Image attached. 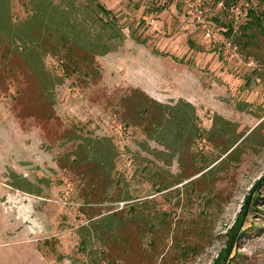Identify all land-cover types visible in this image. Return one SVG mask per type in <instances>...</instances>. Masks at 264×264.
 Instances as JSON below:
<instances>
[{"label":"rangeland","instance_id":"1","mask_svg":"<svg viewBox=\"0 0 264 264\" xmlns=\"http://www.w3.org/2000/svg\"><path fill=\"white\" fill-rule=\"evenodd\" d=\"M0 4V35L18 47L0 60V264H213L225 252L231 264H264V38L260 56H248L224 26L262 5ZM60 33L83 47L100 43L87 57L80 47L72 53L94 71L62 76L45 96L20 51L29 47L59 75L56 55L39 40ZM151 98L182 101L190 121L149 135L134 100ZM11 172L38 191L12 185Z\"/></svg>","mask_w":264,"mask_h":264},{"label":"trees","instance_id":"2","mask_svg":"<svg viewBox=\"0 0 264 264\" xmlns=\"http://www.w3.org/2000/svg\"><path fill=\"white\" fill-rule=\"evenodd\" d=\"M257 4L262 5L264 7V0H255ZM1 6V4H0ZM97 9L103 14L108 15L109 9L101 4H97ZM35 18V17H34ZM30 22L29 24H26V27H28L30 24L35 23ZM224 26H226L225 33L230 36V38L238 43L239 48L242 49L246 55L248 56H260V53L263 52L262 50V40L264 38V8H258L254 6H249L246 11V18L243 22L238 23L236 26L233 24V22L228 21L224 23ZM111 36H117V33H111ZM42 40H39V45L46 50L51 51L53 54L56 55L57 61L60 65V69L62 70L61 74L53 76L50 71L44 69L39 63V61L35 58H33L30 55V52H28L29 47H25L22 49L21 56L22 59L28 64V68L31 70L33 75L36 77L37 83L39 88L41 89L42 93L46 96L48 95L52 87V84L55 82H59L62 78V76H69L72 73L77 74H90L94 70L90 67H87L85 65V60L81 61V58L76 57L73 55V50L75 47H80L82 50V54L80 57H87L90 52L97 49L98 45L100 43L94 42L92 45L87 46H80L75 43V41H72L68 37L66 38V35L64 33H60L58 35H50V36H42ZM36 38H31L29 41H34ZM68 41V43H66ZM66 45V50L60 51L58 49V46ZM78 45V46H76ZM50 49H47V48ZM18 47H14L13 43L10 39H6L5 36L0 35V60L9 59L11 56V53H16ZM110 46L104 45V49L100 52H104L107 49H109ZM99 50V49H98ZM24 55H23V53ZM258 58V57H257ZM28 69V70H29ZM143 96H147L144 93L141 92ZM134 96V95H133ZM130 98V97H129ZM128 97H125L126 100L129 101ZM134 100V105L138 107L137 109L141 110V113L139 114L140 122L142 121V127L144 130L151 135L152 131L155 130V128L159 127L160 129L166 128V126L170 123H174V125H182L185 126L190 121V111L183 106L182 101H177L174 104L169 103H163L160 101H157L155 99H150V102L148 103H140L136 102ZM146 102V101H145ZM185 105H190L188 102L184 103ZM196 130V129H195ZM213 132V131H212ZM95 165H98L97 167H100L101 164L98 163L95 159L92 160ZM79 161L77 158H73L71 164L75 165L78 164ZM202 168H199L198 170H202ZM12 181L11 184L22 188L26 191H34L37 192L38 190L35 188H32L33 183L28 180L25 176L19 175L16 172H11ZM264 179V176L261 178ZM39 188V187H38ZM255 194L251 198V200H254V198H257L259 193L255 190ZM250 196L246 197V200L243 204L242 210L239 213L237 221L234 223V226L232 227L230 237L227 241V246L233 245V240H235V235L237 234V230L239 229V224L243 218L244 213L246 212L247 208V202L249 201ZM123 199H128V197H123ZM125 206L128 207L129 210L132 212L136 211L135 205L133 202L128 201L125 202ZM121 207L119 210L122 211ZM103 223L102 225L105 227H109L110 225H114L113 221L110 218L103 217L102 219ZM93 225V222H91L90 226ZM117 225V224H115ZM84 227H89L88 225ZM83 244H85V240H82ZM228 247V248H229ZM213 264H231V259L229 258V252L221 253L219 257L213 262Z\"/></svg>","mask_w":264,"mask_h":264},{"label":"built area","instance_id":"3","mask_svg":"<svg viewBox=\"0 0 264 264\" xmlns=\"http://www.w3.org/2000/svg\"><path fill=\"white\" fill-rule=\"evenodd\" d=\"M232 9V8H231ZM233 10V9H232ZM235 12H239V9H235L234 10ZM237 16V15H236ZM205 28H206V26H205ZM206 35L207 36H209L210 35V31L209 30H206ZM228 42V44H230V41H227Z\"/></svg>","mask_w":264,"mask_h":264}]
</instances>
